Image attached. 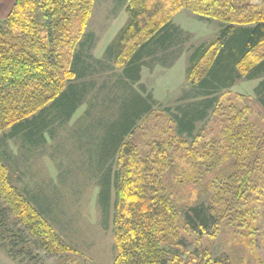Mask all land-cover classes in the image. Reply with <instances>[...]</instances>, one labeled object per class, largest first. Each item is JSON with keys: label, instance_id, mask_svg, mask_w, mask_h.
<instances>
[{"label": "trees", "instance_id": "1", "mask_svg": "<svg viewBox=\"0 0 264 264\" xmlns=\"http://www.w3.org/2000/svg\"><path fill=\"white\" fill-rule=\"evenodd\" d=\"M93 1L17 0L8 18L0 22V134L12 129V135L23 133L31 139L56 118L66 120L76 110L80 92L66 87L76 78L74 55ZM184 9L220 23L216 40L191 54L189 74L205 64L203 75L196 79L197 90L208 96L225 92L203 102L202 110L178 118V131L171 139H179L181 145L174 155L157 143L149 142L143 155L125 143L152 107L140 96L124 102L127 111L114 128L108 150L112 159L118 156L119 170L113 182L106 173L99 194V203L106 208L112 186L116 189L113 264H234L204 248L192 249L186 235L198 241L215 237L225 222L234 221L241 240L250 243L254 237L250 207L264 200V127L251 121L245 98L228 90L242 78L264 77V0H129L127 21L105 55L136 83L145 58L173 45L178 30L173 19ZM214 102L218 109H229L226 120L220 118L207 137H193L195 122L204 119ZM51 109L53 116L42 115ZM183 135L193 138L190 147H185ZM186 155L198 165L191 168L205 169V176L212 175L217 162L235 159L230 173L217 177L216 183L211 178L209 204L182 206V199L166 193L164 177L176 157ZM205 176L194 179L190 174L187 181L197 187ZM59 242L41 212L13 185L0 159V248L14 259L31 258L39 249L56 251Z\"/></svg>", "mask_w": 264, "mask_h": 264}, {"label": "rangeland", "instance_id": "2", "mask_svg": "<svg viewBox=\"0 0 264 264\" xmlns=\"http://www.w3.org/2000/svg\"><path fill=\"white\" fill-rule=\"evenodd\" d=\"M128 2L93 1L88 25L74 55L76 78L66 87L80 92V103L70 118H56L38 135H30L31 139L23 133L12 135V129L0 134V159L8 167L13 185L41 212L60 239L59 247L53 248L56 251L39 249L31 258L14 259L0 248V264H113L116 189L112 186L106 208L99 203V194L106 173H110L113 182L119 170L118 156L112 159L108 150L112 146L114 128L120 125L127 108L124 102L132 103L138 95L152 107L147 116L138 120L133 136L127 137L125 143L132 144L142 155L147 152L149 142L165 146L168 154L174 155L181 145L179 139H171L178 131V118L186 112L190 115L196 108L202 110L210 97L218 98L225 92L208 97L201 95L196 79L203 75L206 65L192 75L189 70L191 54L200 45L216 40L220 23L186 9L173 19L178 29L173 45L145 58L138 82H120L118 78L123 69L107 58L105 52L127 21ZM262 85L264 77L242 78L228 90L229 94L245 98L243 103L251 107V121L257 128L264 127ZM228 110L227 107L218 109L214 102L205 111L204 119L195 122L193 137H207L220 118L226 120ZM49 114L54 115L52 109L42 115ZM258 131L260 135L263 133V130ZM184 136L188 143L185 147H190L193 138ZM203 142L204 138L201 146ZM234 161V157H229L217 162L211 169L212 175L205 176V169L191 168L198 165L188 155L184 159L177 156L163 180L166 193L182 199V206L209 204L211 178L216 183L217 177L230 173ZM180 168L184 171H179ZM190 174L196 176L194 179L205 177H199L201 180L195 187L187 181L191 179ZM250 208L254 214V237L250 243L240 239L236 223L232 221V224L225 222L215 237L198 241L186 235L191 248H204L214 257H228L234 264H264V200Z\"/></svg>", "mask_w": 264, "mask_h": 264}, {"label": "crops", "instance_id": "3", "mask_svg": "<svg viewBox=\"0 0 264 264\" xmlns=\"http://www.w3.org/2000/svg\"><path fill=\"white\" fill-rule=\"evenodd\" d=\"M15 2H16V0H0V19H5L7 16H8V14H9V12L11 11V9H12V7H13V5L15 4ZM108 47V46H107ZM141 71H142V69H141ZM141 71H140V76H141ZM118 80L120 81V82H126V81H128L129 79L128 78H126V76L124 75V70H123V72H122V74L119 76V78H118ZM139 80H140V77H139ZM138 80V81H139ZM130 81V80H129ZM137 81V82H138ZM131 82V81H130ZM201 95H203V96H206V97H208V95H204V94H201ZM138 96V95H137ZM138 97H136V99H137ZM140 99H142V97H140Z\"/></svg>", "mask_w": 264, "mask_h": 264}]
</instances>
